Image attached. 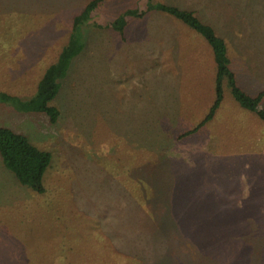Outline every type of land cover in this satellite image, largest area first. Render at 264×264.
<instances>
[{"label": "rangeland", "instance_id": "1", "mask_svg": "<svg viewBox=\"0 0 264 264\" xmlns=\"http://www.w3.org/2000/svg\"><path fill=\"white\" fill-rule=\"evenodd\" d=\"M90 1L0 0V92L30 99L69 37L83 44L49 102L56 122L0 101V127L51 154L43 192L0 162V264H264L263 121L224 79L214 116L185 135L215 97L211 47L168 13L125 15L193 11L256 96L264 0H103L85 14Z\"/></svg>", "mask_w": 264, "mask_h": 264}, {"label": "trees", "instance_id": "2", "mask_svg": "<svg viewBox=\"0 0 264 264\" xmlns=\"http://www.w3.org/2000/svg\"><path fill=\"white\" fill-rule=\"evenodd\" d=\"M103 0H91L85 7L83 13L97 7ZM151 9H156L160 12L168 13L178 20L182 21L191 29L199 33L208 42L211 47L213 58L216 65L215 76V97L212 101L207 113L203 119L193 128L186 132L185 135L197 131L210 120L218 109L223 98V80H227V85L230 87L234 99L244 108L254 112L264 123V108L259 107L261 99L264 97V88L256 95L251 96L239 87L235 80L234 72L229 67V58L224 40L217 36L213 28L205 23H202L193 13V11L181 9L175 5L166 3H156L153 6H148L140 11H128L125 15H133L142 17L145 12ZM80 17L74 18V26L78 24ZM123 16L118 17L111 23L112 27L123 32L125 26ZM109 25V24H108ZM83 49V44L80 40L71 35L62 48L56 62H53L44 72L42 78L38 81L35 94L25 101L17 97L0 92V101L12 102L23 112L37 111L43 112L48 116L51 123H54L59 118V110L50 105L58 94L60 88V80L68 73L71 60L77 56ZM0 162L12 173L15 179L22 185L29 187L36 192L45 190L43 185V177L50 166L51 154L48 151L42 150L33 145L29 139L22 133L16 132L10 128L0 127Z\"/></svg>", "mask_w": 264, "mask_h": 264}]
</instances>
